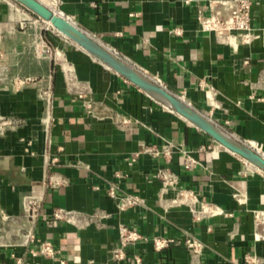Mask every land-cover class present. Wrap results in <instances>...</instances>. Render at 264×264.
Segmentation results:
<instances>
[{
  "label": "crops",
  "instance_id": "obj_1",
  "mask_svg": "<svg viewBox=\"0 0 264 264\" xmlns=\"http://www.w3.org/2000/svg\"><path fill=\"white\" fill-rule=\"evenodd\" d=\"M251 1V42L203 28L204 18L231 14L219 0L57 4L127 62L172 90L186 88L196 109L264 150V101L258 99L264 96V0ZM22 17L27 12L14 0H0V124L7 121L0 129V208L28 224L25 199H41L35 232L53 243L54 254L34 255L24 242L0 245V264H264V238L256 237L253 217L264 207V171L60 32L69 59L77 52L80 63L74 79L56 71L49 56L35 53L29 26H19ZM29 74L51 82L49 115L36 87L12 88L14 76ZM186 150L199 159L192 170L185 168ZM112 185L139 201L118 208L108 195ZM180 188L223 211L197 219L175 202ZM56 207L67 217L55 218ZM120 223L143 236L126 248L122 262L111 252L120 245ZM156 236L175 241L158 249ZM188 237L201 240L204 250H189Z\"/></svg>",
  "mask_w": 264,
  "mask_h": 264
},
{
  "label": "built area",
  "instance_id": "obj_2",
  "mask_svg": "<svg viewBox=\"0 0 264 264\" xmlns=\"http://www.w3.org/2000/svg\"><path fill=\"white\" fill-rule=\"evenodd\" d=\"M57 2L58 0L53 1L52 10H56L61 15L74 22V20H72L70 16L65 14L63 10L60 9ZM219 2L223 4H228L231 9V14L227 18H224L221 16L220 11H218L217 13L209 17H206L202 20L203 28L206 30H224L229 35L239 37L243 42H251L252 38L255 35L252 27L253 2L251 0H219ZM18 23L21 28H26L28 26L27 18L25 17L19 18ZM81 29L84 32H86L88 35L93 37L95 40H97L99 43H101L103 46H105L108 50H110L114 54L124 59L115 47L105 44L103 41H101V39L97 36L95 32L83 28ZM1 41L2 40L0 38V43ZM35 52L39 56L51 54L52 46L44 39H41L40 41L35 42ZM134 67L137 68L140 72H142L146 76L150 77L152 80L156 81L163 88L173 93L179 99L183 100L190 106L194 107L190 102V100L188 99V91L186 88H182L180 90H172L164 82H160L156 80V78L154 77L152 78L148 74V71L145 68L142 67L138 68L136 66ZM30 84L35 85V87L37 88L40 98L43 99L45 102L47 114L49 115L53 107V88L51 82L49 81L47 83H43L42 78H37L36 76H32V75H25V76L16 75L12 78V88L14 91H20L24 87L29 86ZM252 97L256 98V96H252ZM258 99L264 101V96L259 97ZM6 123L7 121L3 120L2 124L5 125ZM3 125L0 124V129L3 128ZM246 143L255 150H257L259 153L264 155L263 144L255 140ZM169 150L170 148L168 147L164 148L166 154L169 153ZM153 152L155 154H159V151L157 149H153ZM55 160L56 158H51L52 162H55ZM198 164H199V159L192 153L191 150H186L185 168L188 170H192ZM118 187H119L118 185H112L108 190V195L114 199L118 208L124 209L128 205L135 204L139 201L137 195L131 193H120L118 191ZM178 193H179V197L175 199V202L187 205L191 210L193 216H195L197 219H200L208 215L212 216L215 214H219L223 211L216 204L199 199L196 192L193 189L180 188L178 190ZM24 209L28 221L27 234L24 243L26 245L29 244L33 245V247L30 249V252L34 255L42 254L45 256H52L54 254L53 243L50 240L40 238L35 232V228L44 214L42 200L36 196H29L25 199ZM52 214L55 218H65L68 215V211L61 207H56L53 209ZM253 217L256 226L260 229L257 230L256 237L264 238V207H260L254 210ZM8 218H9V214L5 210L0 208V219L6 221ZM142 238L143 236L141 232L133 229L132 227L128 226L125 223H120L119 224L120 245L112 249L111 251L112 259L118 262H122L127 255L126 248L140 241ZM153 240L155 246L158 249L168 246L171 242L175 241L174 238H161L157 236L154 237ZM185 245L189 250L195 253H199L204 250L203 242L196 237H188L185 240ZM135 259L139 263L142 261V258L137 255L135 256Z\"/></svg>",
  "mask_w": 264,
  "mask_h": 264
},
{
  "label": "water",
  "instance_id": "obj_3",
  "mask_svg": "<svg viewBox=\"0 0 264 264\" xmlns=\"http://www.w3.org/2000/svg\"><path fill=\"white\" fill-rule=\"evenodd\" d=\"M16 1L42 19L50 21L57 31L79 44L95 59L123 76L126 80L130 81L141 90L145 91L158 102L186 118L196 127L207 133L216 142L264 171V155L249 146L246 142L237 138L226 128L199 110L163 88L160 84L140 72L129 62L108 50L105 46L84 32L76 23L66 17L58 15L41 0Z\"/></svg>",
  "mask_w": 264,
  "mask_h": 264
},
{
  "label": "rangeland",
  "instance_id": "obj_4",
  "mask_svg": "<svg viewBox=\"0 0 264 264\" xmlns=\"http://www.w3.org/2000/svg\"><path fill=\"white\" fill-rule=\"evenodd\" d=\"M14 2H16L27 12V22L32 34V39L35 42L44 39L52 46V52L47 56L52 59L54 69H56V71L59 69L74 79L75 76H77L76 62L77 64L80 63V56L78 53L74 52V59L70 60L68 56L69 53L67 51L68 48H64L65 37L61 35L59 31H57L51 24H49L48 21L42 19L16 0H14ZM47 3L53 7L51 1H48ZM33 49L35 50V46ZM29 75L39 78V76L35 74ZM29 86L35 87L33 84H30ZM26 234L27 224H22L20 221L16 220H11L10 216L6 221L0 219V245L22 244L26 239Z\"/></svg>",
  "mask_w": 264,
  "mask_h": 264
},
{
  "label": "bare ground",
  "instance_id": "obj_5",
  "mask_svg": "<svg viewBox=\"0 0 264 264\" xmlns=\"http://www.w3.org/2000/svg\"><path fill=\"white\" fill-rule=\"evenodd\" d=\"M44 3V2H43ZM46 4V3H45ZM47 5V4H46ZM47 6H49V5H47ZM50 8H53V7H51V6H49ZM58 15H60V16H63V15H61L60 13H58L56 10H54ZM64 17V16H63ZM48 23L49 24H51L52 25V23L50 22V21H48ZM53 26V25H52ZM65 36V35H64ZM76 43V42H75ZM79 45V44H78ZM80 46V45H79ZM250 163V162H249ZM253 165V164H252ZM255 166V165H254ZM256 167V166H255ZM258 168V167H257ZM258 169H260V168H258ZM261 170V169H260ZM262 171V170H261Z\"/></svg>",
  "mask_w": 264,
  "mask_h": 264
}]
</instances>
